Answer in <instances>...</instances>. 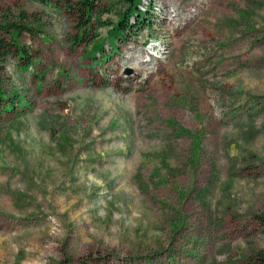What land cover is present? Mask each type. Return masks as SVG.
I'll use <instances>...</instances> for the list:
<instances>
[{
  "label": "rangeland",
  "instance_id": "1",
  "mask_svg": "<svg viewBox=\"0 0 264 264\" xmlns=\"http://www.w3.org/2000/svg\"><path fill=\"white\" fill-rule=\"evenodd\" d=\"M78 1L0 0V264H262L264 0Z\"/></svg>",
  "mask_w": 264,
  "mask_h": 264
},
{
  "label": "trees",
  "instance_id": "2",
  "mask_svg": "<svg viewBox=\"0 0 264 264\" xmlns=\"http://www.w3.org/2000/svg\"><path fill=\"white\" fill-rule=\"evenodd\" d=\"M43 6H52L54 3H57V8L61 6L64 0H32ZM129 3V8L122 19L113 26V29L110 32L108 42L113 47L115 51H117L118 45L116 44L118 40H123L126 38V34L128 35H139L142 34L146 30H152L151 20L148 18V12H144L140 5L142 0H127ZM99 0H79L77 3V7H69L73 10L77 9L80 12V17L84 19L81 22V30L78 38V42L84 41V32L88 27L89 23L92 19V14L96 10V4ZM71 6V5H70ZM26 14H22V21L20 23H0V102L5 103V109L12 111L13 104H9V102L16 101L17 97H11L4 90V73L6 70V64L8 59L13 55L14 52H17L20 60L23 62V66H21L23 71H27L34 64L32 60L31 51L28 47L20 46L17 42V37L23 34H27V36H35L39 33L36 29L29 27L24 23V19H26ZM84 34V35H83ZM97 35H95L96 37ZM128 39V38H127ZM103 45L95 48L93 52L94 57L97 54L103 53ZM102 55V54H101ZM259 260L262 264H264V255L259 257Z\"/></svg>",
  "mask_w": 264,
  "mask_h": 264
}]
</instances>
